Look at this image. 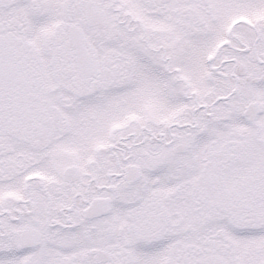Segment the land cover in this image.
<instances>
[{"label": "snow or ice", "instance_id": "1", "mask_svg": "<svg viewBox=\"0 0 264 264\" xmlns=\"http://www.w3.org/2000/svg\"><path fill=\"white\" fill-rule=\"evenodd\" d=\"M0 264H264V0H0Z\"/></svg>", "mask_w": 264, "mask_h": 264}]
</instances>
